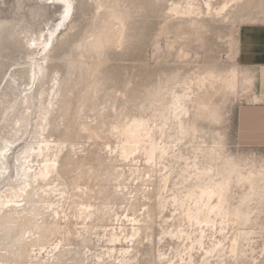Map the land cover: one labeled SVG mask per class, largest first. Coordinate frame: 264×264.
I'll return each mask as SVG.
<instances>
[{
	"label": "rangeland",
	"instance_id": "rangeland-1",
	"mask_svg": "<svg viewBox=\"0 0 264 264\" xmlns=\"http://www.w3.org/2000/svg\"><path fill=\"white\" fill-rule=\"evenodd\" d=\"M207 1L196 0L193 13L177 15L171 12L172 5L184 8L188 0H0V144L13 139L22 119L28 118V133L13 148L8 172L14 170V156L34 142L40 97L32 101L29 116L23 102L36 73L31 93H44L47 106L57 93L47 130L50 140L68 144L57 170L67 184L69 199L63 204L70 217L79 185L88 184L100 197L98 191L107 184L104 171L93 173L86 162L71 171L70 144L84 146L86 153L108 145L116 148L120 132L134 121L144 123L159 143L173 151L158 160L152 173L151 202H158L156 194L163 189L165 175H171V182L162 195L184 196L189 183L182 172L188 165L194 173L204 168L209 169L208 175L220 171L226 176L238 165L245 175L264 176V148L240 144L236 128L237 110L256 87L255 71L239 58L240 30L264 23V0H209V11ZM225 3H229L227 10L217 13ZM40 36H44L40 44L48 41L47 50L41 51V45L32 56L29 41ZM233 71L238 74L236 81ZM87 128L96 134H88ZM141 164L145 165L144 157ZM231 177L236 181L234 174ZM231 184L226 207L231 220L223 233L218 224L217 230L207 231L203 245L198 244L197 226L170 203L166 218L159 216L154 226L156 246L145 242L135 264H162L157 258L159 247L179 261L191 245L196 262L206 264L204 249L219 242L228 259L223 264H264V177L254 190L248 184ZM238 211L241 227L233 224L232 215ZM119 212L128 213L124 208ZM162 229H185L191 238H171ZM96 231L101 239L93 237L90 247L99 254L108 244L103 229ZM238 232H242L240 255L232 257L230 245ZM81 250L87 252L84 245Z\"/></svg>",
	"mask_w": 264,
	"mask_h": 264
},
{
	"label": "bare ground",
	"instance_id": "bare-ground-1",
	"mask_svg": "<svg viewBox=\"0 0 264 264\" xmlns=\"http://www.w3.org/2000/svg\"><path fill=\"white\" fill-rule=\"evenodd\" d=\"M194 1L196 0H188L184 8L183 5L173 4L171 12L177 15L193 13L195 11ZM206 6L208 11L211 10L209 0ZM228 7L229 3H225L217 10V13L225 12ZM43 37L29 41L32 43V56L37 53L41 45V51L47 50L48 41L46 39L40 44ZM50 51L51 49L48 50ZM233 76L236 81L238 74L235 71H233ZM31 79L32 87L29 89L30 93L25 95L23 103L25 113L29 116L32 101L37 96L40 97L39 123L33 137L34 142L28 144L22 153L14 156L13 172H8V164L15 153L13 148L28 133V127H26L28 118L22 119L23 126L15 131L13 139L0 144V264H62L64 260L65 262L67 260L78 261L81 264H86L89 260L90 264H135L137 255L140 254L138 249L145 242L151 244L152 247L156 246L158 241H156L155 235L157 234L154 233V226H157L156 220L159 216L166 218L168 212L166 208L170 203L176 211L183 213L192 226H197L201 238L198 244L203 245L207 231L217 230L219 224L220 232L223 233L224 227L231 220L229 213L226 212L230 183L248 184L254 190L255 184L263 180L264 176L258 177L252 172L245 175L238 165H234L227 176L220 171L208 175L209 169L204 168L203 171L197 168L194 173L190 171L191 166L188 165L182 172L186 175L185 181L189 183L188 189L185 190L187 193L184 196L176 193L171 197L163 196L162 193L171 182V175H165L164 184L161 186L163 189L156 194L158 202H151L152 193L149 186L155 184V180H152V173L158 166V160L171 156L173 151L171 152L165 143H159L144 123L134 121L125 128L123 127L124 129L120 132L121 140L116 148L108 145L103 146L104 148L100 151L94 152L93 150L86 153L84 146L76 148L75 144H70L73 148L71 171H73V166L80 169L86 162L91 172L104 171L107 183L98 191L100 197L88 184L86 186L77 185V193L72 200L75 213L71 215L73 217H70L66 209L64 210L66 207L63 204L69 199L67 184L63 180V174L57 170L58 158L62 157L60 155L64 153L68 144L54 139L50 140L48 136L50 132L47 130V122L51 117L49 116L51 115L50 108L54 107L57 93L50 99L47 106L44 93L37 91L31 93L35 87L36 73ZM84 131L93 136L96 134L89 128ZM143 157L144 166L141 164ZM231 174L235 175L236 181L233 180ZM146 176L149 179H146ZM206 176H208L207 180H205ZM216 177L218 181L215 180ZM140 193H142V198ZM245 198L251 199L248 195ZM101 199L103 201H100ZM142 199L144 203L140 204ZM156 207L159 210L158 213H156ZM122 208L128 213L119 212ZM232 216L234 217L233 224L241 227L240 212ZM219 219L221 223H218ZM98 229H103L102 232L105 233L103 235L108 244L107 248L99 254L93 253L90 247L93 237L100 238V235L96 233ZM162 234L170 235L171 238H182L183 241L184 237L191 238V234L185 229L177 232L163 230ZM241 234L242 232H238L231 242L232 257L240 255L239 236ZM161 241L163 238L159 242ZM222 244L219 242L213 248L204 249L206 264H214L218 261L223 264L228 260L225 246ZM81 245H84L87 252L81 250ZM195 250L194 245L187 246L185 255L176 261L163 253L159 247L157 258L162 264H198L195 260ZM214 252L216 255H213ZM216 257H218L217 260H215Z\"/></svg>",
	"mask_w": 264,
	"mask_h": 264
},
{
	"label": "crops",
	"instance_id": "crops-1",
	"mask_svg": "<svg viewBox=\"0 0 264 264\" xmlns=\"http://www.w3.org/2000/svg\"><path fill=\"white\" fill-rule=\"evenodd\" d=\"M239 58L255 71L256 87L237 110V138L245 147L264 148V23L240 30Z\"/></svg>",
	"mask_w": 264,
	"mask_h": 264
}]
</instances>
